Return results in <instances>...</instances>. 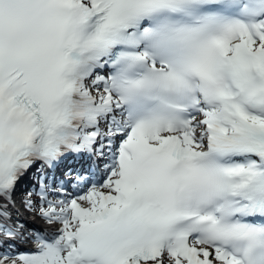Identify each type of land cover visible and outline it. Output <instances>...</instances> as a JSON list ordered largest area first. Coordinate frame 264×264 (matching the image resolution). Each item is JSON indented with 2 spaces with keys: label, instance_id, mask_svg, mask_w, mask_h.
Segmentation results:
<instances>
[{
  "label": "snow or ice",
  "instance_id": "1",
  "mask_svg": "<svg viewBox=\"0 0 264 264\" xmlns=\"http://www.w3.org/2000/svg\"><path fill=\"white\" fill-rule=\"evenodd\" d=\"M0 264H264V0H0Z\"/></svg>",
  "mask_w": 264,
  "mask_h": 264
},
{
  "label": "bare ground",
  "instance_id": "2",
  "mask_svg": "<svg viewBox=\"0 0 264 264\" xmlns=\"http://www.w3.org/2000/svg\"><path fill=\"white\" fill-rule=\"evenodd\" d=\"M85 162L86 161H79V160H72V166L73 167H75L76 169H81L82 168V166L85 164ZM31 179V178H30ZM30 179H26L22 184H21V186H20V188H21V191H22V193L24 194V191L30 186V184H29V180ZM26 218L27 219H29V221L31 222V224H28V223H25L27 226H29V227H31V228H35V229H43L44 228V230H46V231H51L52 230V228L54 227V226H49V225H45V226H43V225H41L39 222H38V220L36 219V218H34V216H30V215H28L27 213H26ZM21 217V216H20Z\"/></svg>",
  "mask_w": 264,
  "mask_h": 264
},
{
  "label": "rangeland",
  "instance_id": "3",
  "mask_svg": "<svg viewBox=\"0 0 264 264\" xmlns=\"http://www.w3.org/2000/svg\"><path fill=\"white\" fill-rule=\"evenodd\" d=\"M23 196H21L20 192L17 193V196H16V201H17V205L20 206L22 205L20 203L21 199H22ZM23 211H25V209H22ZM28 215L30 216H34V218H36L38 220V222L41 224V225H46L45 222L38 216L36 215L35 213H31V212H28V211H25Z\"/></svg>",
  "mask_w": 264,
  "mask_h": 264
}]
</instances>
